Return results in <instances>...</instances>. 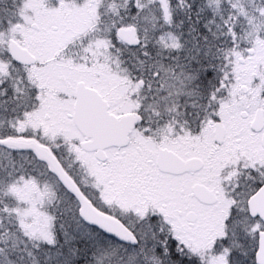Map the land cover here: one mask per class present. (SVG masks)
<instances>
[{
  "label": "snow or ice",
  "instance_id": "6c2138e0",
  "mask_svg": "<svg viewBox=\"0 0 264 264\" xmlns=\"http://www.w3.org/2000/svg\"><path fill=\"white\" fill-rule=\"evenodd\" d=\"M0 264H264V0H0Z\"/></svg>",
  "mask_w": 264,
  "mask_h": 264
}]
</instances>
